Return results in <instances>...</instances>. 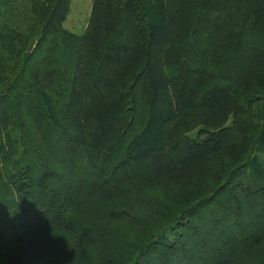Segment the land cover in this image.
<instances>
[{"label": "trees", "instance_id": "16d2710c", "mask_svg": "<svg viewBox=\"0 0 264 264\" xmlns=\"http://www.w3.org/2000/svg\"><path fill=\"white\" fill-rule=\"evenodd\" d=\"M0 0V264H264V0Z\"/></svg>", "mask_w": 264, "mask_h": 264}, {"label": "rangeland", "instance_id": "374dc122", "mask_svg": "<svg viewBox=\"0 0 264 264\" xmlns=\"http://www.w3.org/2000/svg\"><path fill=\"white\" fill-rule=\"evenodd\" d=\"M93 0H72L68 18L65 22L67 28L74 32L81 33L84 31L91 12ZM261 179L256 185L263 184Z\"/></svg>", "mask_w": 264, "mask_h": 264}]
</instances>
